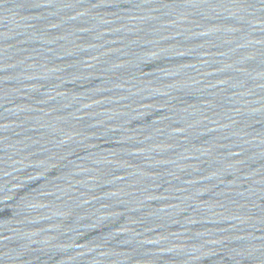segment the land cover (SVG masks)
Wrapping results in <instances>:
<instances>
[{
  "label": "water",
  "instance_id": "water-1",
  "mask_svg": "<svg viewBox=\"0 0 264 264\" xmlns=\"http://www.w3.org/2000/svg\"><path fill=\"white\" fill-rule=\"evenodd\" d=\"M203 264H264V0H79Z\"/></svg>",
  "mask_w": 264,
  "mask_h": 264
}]
</instances>
